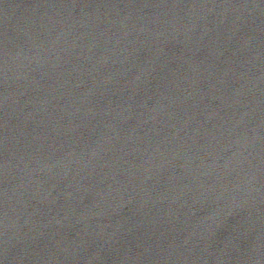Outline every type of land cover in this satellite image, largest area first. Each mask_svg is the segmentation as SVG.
<instances>
[{"label": "water", "instance_id": "obj_1", "mask_svg": "<svg viewBox=\"0 0 264 264\" xmlns=\"http://www.w3.org/2000/svg\"><path fill=\"white\" fill-rule=\"evenodd\" d=\"M0 264H264V0H0Z\"/></svg>", "mask_w": 264, "mask_h": 264}]
</instances>
